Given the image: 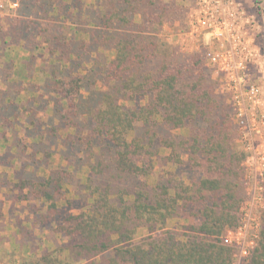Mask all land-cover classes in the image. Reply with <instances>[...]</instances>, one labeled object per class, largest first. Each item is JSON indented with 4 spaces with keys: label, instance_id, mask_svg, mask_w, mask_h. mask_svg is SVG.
I'll list each match as a JSON object with an SVG mask.
<instances>
[{
    "label": "trees",
    "instance_id": "trees-1",
    "mask_svg": "<svg viewBox=\"0 0 264 264\" xmlns=\"http://www.w3.org/2000/svg\"><path fill=\"white\" fill-rule=\"evenodd\" d=\"M16 1L0 27V49L24 54L0 71V188L26 203V263L264 264V209L247 257L222 238L241 223L249 171L204 59L159 40L173 2Z\"/></svg>",
    "mask_w": 264,
    "mask_h": 264
},
{
    "label": "rangeland",
    "instance_id": "rangeland-1",
    "mask_svg": "<svg viewBox=\"0 0 264 264\" xmlns=\"http://www.w3.org/2000/svg\"><path fill=\"white\" fill-rule=\"evenodd\" d=\"M163 1L167 4L173 2L180 12L172 20L163 21L159 33L160 42L183 54L202 57L210 71L211 79L214 84L216 83V94L225 96L228 104H233L242 112L243 124L238 127L235 143L238 145V151L244 155L242 166L249 171L248 177L253 184L248 187L249 192L259 190L257 192L262 195V184H264V0ZM20 10L21 6L13 7L8 0H0L1 29L7 28V20L20 16ZM23 56L19 46H11L6 51L0 49V71L7 59L15 62L17 70ZM0 88H2L1 78ZM178 133L186 134V130H180ZM60 162L62 161L58 158L52 159L54 166ZM173 169L174 166L164 168L157 164L155 166L156 174ZM4 172L7 178L11 179V172L0 166V177ZM198 173L191 172L190 176L198 175ZM11 194L13 191L9 187L0 188V264H27L26 262L31 260L34 254L29 252L24 243H19V238H15L17 230L13 223L14 217H9L12 214L8 213V209L12 203L18 202H12L9 198ZM243 205L242 211L248 213L253 222L260 218L264 203L248 198ZM248 220L245 222L247 223ZM185 223L187 222L182 218L172 219L167 221L166 227L179 228ZM249 225H252V222H249ZM46 232L49 235V232ZM36 235L40 239L38 241L40 251L48 246H51L48 247L49 249L53 247L52 243L46 241L45 233L40 234L36 230ZM232 238H238L240 242L245 243V246L250 244L244 231ZM237 259L241 258L238 256Z\"/></svg>",
    "mask_w": 264,
    "mask_h": 264
},
{
    "label": "built area",
    "instance_id": "built-area-1",
    "mask_svg": "<svg viewBox=\"0 0 264 264\" xmlns=\"http://www.w3.org/2000/svg\"><path fill=\"white\" fill-rule=\"evenodd\" d=\"M9 3H12L13 4V7H18V2L16 0H8ZM214 60V58H213ZM233 106V111H234V121L236 123V125L238 127H240V124H243V114L240 110L236 109V107L232 104ZM264 165V163H263ZM247 192H248V198H252L253 201H256V202H259L261 201V203H263V198H262V195L261 193L257 192L259 190H256L255 191H250L249 192V186L250 185H253L251 184L250 182V178L247 177ZM255 185V184H254ZM261 188V187H260ZM247 198V200H248ZM243 213V216H242V219H241V223L239 226H237L236 228H230V229H226L225 232H226V235L222 236L224 242L230 246H235L237 250H239V252H237L238 256L243 259L245 257H247L249 255V252L251 251V249L255 246V240L257 238V234H258V229H259V219L255 222H253L254 220L252 219V217L248 216V213H244V211H242ZM248 216V217H247ZM249 220H248V219ZM248 220V222L246 223L245 221ZM249 222H252V225H249ZM251 229V230H250ZM241 231L243 233L246 234L247 236V241H249V245L248 246H245V243L244 242H240V240L238 238L236 239H233L232 236L234 235H237V234H241ZM251 232V234H249ZM228 234V235H227ZM240 259V260H241Z\"/></svg>",
    "mask_w": 264,
    "mask_h": 264
},
{
    "label": "crops",
    "instance_id": "crops-1",
    "mask_svg": "<svg viewBox=\"0 0 264 264\" xmlns=\"http://www.w3.org/2000/svg\"><path fill=\"white\" fill-rule=\"evenodd\" d=\"M8 205H9V203H8ZM25 206H26V203H12L8 209V213L12 214L9 217H14L13 223H14L15 229L17 230V233L15 234V236H16L15 238L20 239L19 243H24V242H22V239H21L22 238V232L20 229L21 228H27L29 230L31 229L30 223L27 222V220H26L27 216H28V211L25 208ZM33 232L36 233V230H34ZM44 233H45V235H47L46 231H44ZM48 243H51V241H49ZM24 244L28 248V242L24 243ZM48 247H51V246H48ZM28 250H29V248H28Z\"/></svg>",
    "mask_w": 264,
    "mask_h": 264
}]
</instances>
